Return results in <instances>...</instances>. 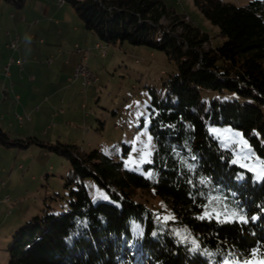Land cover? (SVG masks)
I'll use <instances>...</instances> for the list:
<instances>
[{
	"label": "trees",
	"instance_id": "16d2710c",
	"mask_svg": "<svg viewBox=\"0 0 264 264\" xmlns=\"http://www.w3.org/2000/svg\"><path fill=\"white\" fill-rule=\"evenodd\" d=\"M0 1L22 7L26 0ZM194 1L220 27L221 45L165 0H64L104 43L149 45L176 58L162 89L150 88L155 151L145 167L155 174L102 149L12 137L0 127L2 145L37 144L70 162L64 210L27 220L13 234L7 264H237L264 254V177L239 165L211 131L240 130L264 158V0ZM88 177L107 199L90 196ZM139 191L159 196L172 217L136 200Z\"/></svg>",
	"mask_w": 264,
	"mask_h": 264
},
{
	"label": "rangeland",
	"instance_id": "374dc122",
	"mask_svg": "<svg viewBox=\"0 0 264 264\" xmlns=\"http://www.w3.org/2000/svg\"><path fill=\"white\" fill-rule=\"evenodd\" d=\"M225 1L246 5L252 0ZM165 2L176 12L187 14L209 34L212 44L218 46L223 43L220 27L207 18L194 0ZM1 5L12 6L5 1H1L0 7ZM65 7L72 11V15L68 13L69 20L54 24L50 33L45 30L43 33L38 32L42 35L38 36L48 37L56 42L55 50L48 54L49 58H54V64H48L47 55L36 59L40 66L38 73L45 83L38 96L37 106H41V110L32 112L34 120H25L23 127L16 123L12 126L5 125L4 129L12 137L37 136L51 142L60 140L77 143L87 150L102 149L108 155L123 159L127 168L152 176L155 169L145 167L146 163L152 161L155 151V140L150 131V88L162 89L163 81L177 71L176 58L169 56L165 50L149 45H133L128 42L106 44L96 31L85 28L72 4L66 2ZM75 25L87 37H92L91 41H87L89 45L73 30ZM59 28H64V33L59 32ZM66 34L70 38L64 41ZM96 42L102 48L97 47ZM76 43L83 51L88 48L92 50L91 54L86 52L87 59L83 52L75 50ZM103 49H106L105 55ZM61 54L62 63L65 59L85 63L98 75V81L88 86H83L79 79L68 81L67 69L57 64ZM71 75L72 78L74 71ZM211 131L223 146L233 147L235 161L239 165L251 170L257 178L264 177V158L251 149L240 130L231 126H213ZM69 169L70 162L67 159L46 147L32 144L20 149L0 144V264H7L8 245L13 234L27 220L46 212L57 213L64 210L69 193L65 186V176ZM85 182L94 200L107 199L93 177L86 178ZM135 199L153 207L163 218L172 217L159 196L139 191ZM229 217L230 215L224 216ZM131 224L136 225L133 221ZM139 229L141 227L137 232H140ZM131 235L133 240L130 241V246L138 236L136 233ZM131 252L135 255V251ZM243 261L258 264L264 261V254L248 257L241 260L240 264Z\"/></svg>",
	"mask_w": 264,
	"mask_h": 264
},
{
	"label": "crops",
	"instance_id": "0c3cea01",
	"mask_svg": "<svg viewBox=\"0 0 264 264\" xmlns=\"http://www.w3.org/2000/svg\"><path fill=\"white\" fill-rule=\"evenodd\" d=\"M60 1L26 0L22 7L14 5H10L11 7L1 5L0 7V81L10 85L6 96L2 97L0 95V127L3 129L5 125L12 126L16 123L23 127L25 120L27 122L34 120L31 116L32 112L35 113L41 110V106H37V103H39L38 96L39 92L44 89L45 83L38 73L40 66H38L36 59L38 56L45 57V55L49 58L48 54L55 50L56 42L48 37H41L42 35L38 32L41 31L43 33V30H45L50 33V28L54 24H61L62 21L65 22V19H70L68 13L72 15V11L70 12V9L65 7L66 2L61 3ZM58 30L64 33V28H59ZM73 30L78 32V37L80 35L84 38L86 44L88 43L87 41H91L92 37H87L84 31L81 32L78 25H75ZM15 36L19 37L17 49H13L8 45ZM68 38H70L69 34L63 37L64 41L68 40ZM60 49L59 52H61ZM91 51L90 49V54ZM19 57L24 59L22 68L16 63V60H11ZM62 58L63 55H59L57 64L67 69L66 77L70 81L71 74L75 70L77 63L69 59H65L64 63H62ZM49 59L48 64H54V58L51 57ZM9 62H11L10 74L5 75L4 69ZM61 111L63 112L64 109H61ZM63 113L66 112L64 111ZM17 114L23 116L22 122L19 121ZM45 134L47 135L48 132L46 131Z\"/></svg>",
	"mask_w": 264,
	"mask_h": 264
},
{
	"label": "built area",
	"instance_id": "2783aa9c",
	"mask_svg": "<svg viewBox=\"0 0 264 264\" xmlns=\"http://www.w3.org/2000/svg\"><path fill=\"white\" fill-rule=\"evenodd\" d=\"M60 2L63 3L64 1L61 0ZM8 45H9L11 48H13V49H17L18 46H19V37H18V36L13 37V38L10 40V42H9ZM96 46L102 48V45H101L100 43H97ZM75 50H76L77 52H84V57H85V58H86L87 55H88L86 52L89 53V51H90L89 48H88V49H85V50L83 51V48L80 47L78 44H76V46H75ZM103 54H106V49H103ZM49 61H50V59H49ZM23 62H24V59H23V58H18V59L16 60V63H17L21 68L23 67ZM10 64H11V62H9V63L5 66V69H4V74H5V75H9V74H10ZM79 65H85V63H83V62H78V63L76 64V66H75V70H74V76H73L72 78H70L71 80H78V79H79V80H81V83H82L83 86H88V85H91V84H93V83H95V82L98 81V75H97L93 70H86V73H79ZM4 86H10V85H9V84H6V83H4V82H2V81H0V95H1L2 97H5V95H4ZM17 117H18L19 121L22 122V120H23V116L17 114Z\"/></svg>",
	"mask_w": 264,
	"mask_h": 264
},
{
	"label": "snow or ice",
	"instance_id": "6c2138e0",
	"mask_svg": "<svg viewBox=\"0 0 264 264\" xmlns=\"http://www.w3.org/2000/svg\"><path fill=\"white\" fill-rule=\"evenodd\" d=\"M148 139H149V141H150V140H151V137H149ZM193 159H195V157H193ZM233 162H235V161H233ZM187 166H188L189 169H191V168L193 167V165H191V164H189V165H187ZM233 216H234V217H238V219H239L241 222H247V221H246V218L243 217V216H240L238 213H233ZM201 218H203V217H201ZM252 255L255 256L256 253L254 252V253H252ZM237 264H240V262H237ZM243 264H253V262H250V261H243ZM258 264H264V261H260V262H258Z\"/></svg>",
	"mask_w": 264,
	"mask_h": 264
},
{
	"label": "bare ground",
	"instance_id": "6f19581e",
	"mask_svg": "<svg viewBox=\"0 0 264 264\" xmlns=\"http://www.w3.org/2000/svg\"><path fill=\"white\" fill-rule=\"evenodd\" d=\"M64 1V0H63ZM105 55V54H103ZM86 70H91L86 64L85 65H79V73H86ZM9 86H4V95L6 96V92L8 91ZM133 231L136 233L137 228L133 229Z\"/></svg>",
	"mask_w": 264,
	"mask_h": 264
}]
</instances>
